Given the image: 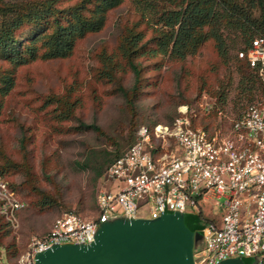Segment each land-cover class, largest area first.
I'll use <instances>...</instances> for the list:
<instances>
[{"label":"rangeland","instance_id":"374dc122","mask_svg":"<svg viewBox=\"0 0 264 264\" xmlns=\"http://www.w3.org/2000/svg\"><path fill=\"white\" fill-rule=\"evenodd\" d=\"M29 1L5 0L4 4L16 6ZM134 19L132 3L128 0L110 13L102 32L89 35L77 44L72 57L36 61L17 70L16 87L4 99L0 115V167L7 168V180L29 207L21 212L17 228L11 230L0 224L1 259L15 248L21 256L25 254L31 240L49 232L53 222L65 212L75 210L87 219L93 217L96 195L103 182L94 181V174L85 168L89 157L99 158L104 151L112 153L124 148L130 140H136L142 126L168 125L178 115L183 102L201 98L198 107L201 112L195 125H209L210 129L214 128L212 132L223 134L249 103L251 96L242 92L238 71L237 51L244 44L232 49L228 61H224L219 58L214 42L209 41L197 55L184 62L141 59L147 66L146 87L135 110L130 111L123 98L112 91V83L96 78L99 70L96 53L101 48H106L108 53L114 51L121 29ZM160 60L161 66L157 67L155 64ZM7 69L10 65L0 58V71ZM122 79L126 86L131 85L133 77L129 70ZM71 87L77 88L74 96L81 99L76 116L86 123L95 122L101 133H76L72 127L75 121L58 123L50 113L52 107H42L48 95L61 96ZM261 96L259 90L252 92L255 99ZM205 101L218 108L217 117L200 108ZM24 137L25 147L21 143ZM110 188L117 191L115 186ZM222 203L223 200L208 195L194 209L188 208L183 216L186 219L201 214L203 220H218L223 214ZM152 217L157 219L159 215ZM195 234L198 251L204 245L203 231ZM228 260L234 264L240 261L264 264L262 255Z\"/></svg>","mask_w":264,"mask_h":264},{"label":"built area","instance_id":"2783aa9c","mask_svg":"<svg viewBox=\"0 0 264 264\" xmlns=\"http://www.w3.org/2000/svg\"><path fill=\"white\" fill-rule=\"evenodd\" d=\"M247 57L264 83V37L254 40ZM200 108L212 106L205 101ZM179 112L172 126H142L136 143L109 166L96 195V219L63 213L46 235L31 240L18 264H36L38 254L56 245H89L103 223L145 219V211L184 214L208 195L223 200V214L203 220L204 245L195 251L196 264L264 256V98L250 104L225 134L210 136L192 127L187 106ZM25 206L0 177V215L12 228L19 226ZM0 264L9 263L0 259Z\"/></svg>","mask_w":264,"mask_h":264},{"label":"trees","instance_id":"16d2710c","mask_svg":"<svg viewBox=\"0 0 264 264\" xmlns=\"http://www.w3.org/2000/svg\"><path fill=\"white\" fill-rule=\"evenodd\" d=\"M4 1L0 0V58L10 65V69L0 71V115L4 99L16 87V72L20 67L36 61L65 60L72 57L77 44L89 35L102 32L110 13L128 0H31L16 6L4 4ZM130 1L136 20L123 26L114 51L108 53L106 48H101L96 53L99 61L96 78L112 83V91L123 98L130 111L135 110L146 87L147 66L142 64L141 59L160 58L184 62L197 55L209 41L214 42L219 58L224 61H228L232 49L238 44H244L237 51L238 71L241 75L242 92H246L251 98L243 112L250 104L264 98L262 78L258 69L251 67L247 57L254 40L264 37V0ZM241 53L244 54L243 58L239 56ZM162 60L155 65L160 67ZM127 70L133 77L130 86H126L122 79ZM254 90H259L262 95L259 99L252 97ZM76 91L77 88L71 87L66 88L61 96L48 95L42 107H52L50 113L58 123L75 121V126L72 127L76 133H101L95 122L86 123L76 116L77 107L81 106V99L74 96ZM200 102L201 98H197L193 102H183V106L188 107L187 116L192 127L202 128L212 136L215 133L212 132L213 127L210 129L209 125H195L201 112L198 108ZM211 106L205 112L217 117L220 111L214 105ZM181 115L178 112L168 125L172 126ZM158 124L147 127L153 129ZM136 141L137 138L135 141L130 140L124 148L112 153L104 151L99 158L89 157L85 168L94 174V181L102 180L109 166L123 156ZM26 142L27 138H22L23 147ZM105 166L107 169H104ZM6 170V167H0V177L16 191L6 178ZM35 189L43 193L40 189ZM25 204V208L19 212V220L21 212L29 207L27 202ZM68 212L84 217L79 211ZM97 216L95 202L94 215L90 219H96ZM185 221L192 233L202 230L201 214L187 216ZM0 224L12 230V226L1 215ZM8 255L10 257L3 258L6 262L18 264L21 254H18L17 248L9 251Z\"/></svg>","mask_w":264,"mask_h":264},{"label":"water","instance_id":"95a60500","mask_svg":"<svg viewBox=\"0 0 264 264\" xmlns=\"http://www.w3.org/2000/svg\"><path fill=\"white\" fill-rule=\"evenodd\" d=\"M195 235L180 213L152 220L117 219L101 224L93 243L53 246L37 255L36 264H196Z\"/></svg>","mask_w":264,"mask_h":264},{"label":"crops","instance_id":"0c3cea01","mask_svg":"<svg viewBox=\"0 0 264 264\" xmlns=\"http://www.w3.org/2000/svg\"><path fill=\"white\" fill-rule=\"evenodd\" d=\"M145 219H154L151 215H149V216H145Z\"/></svg>","mask_w":264,"mask_h":264}]
</instances>
